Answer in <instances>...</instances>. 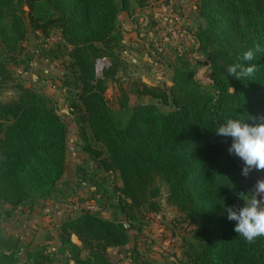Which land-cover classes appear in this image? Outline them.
<instances>
[{"label":"trees","instance_id":"16d2710c","mask_svg":"<svg viewBox=\"0 0 264 264\" xmlns=\"http://www.w3.org/2000/svg\"><path fill=\"white\" fill-rule=\"evenodd\" d=\"M22 1L28 27L44 35L43 44L58 35L55 48L46 51L62 48L67 55L73 89L69 116L77 128L80 152L103 178L119 179L120 209L125 212L127 207L131 219L140 210L157 212V184L165 185L167 203L199 223L187 264H264V237L247 242L222 213L223 204L242 205L231 193L239 180L237 157L228 152L229 138L215 134L228 118L253 123L264 117V0H198L206 28L194 39L205 55L210 85H200L188 70L174 66L168 92L144 83L135 92L172 111L163 114L153 104L131 108L122 101L119 110L130 111L123 126L115 122L104 94L106 81L117 69L118 15L128 11L129 0H0V22L10 20L9 32L2 27L0 36L9 50L27 31L18 12ZM151 1L159 0L135 4L142 9ZM257 45L262 51L251 62L257 66L253 76L242 81L228 76L227 67ZM102 58L110 67L95 81V63ZM10 77L0 63V86ZM15 89L18 97L0 104V202L13 208L32 205L54 191L66 168L67 142L66 125L50 95L20 84ZM105 187L97 184L95 200L106 194ZM73 236L82 242L85 258L77 256ZM60 238L62 245L71 247L76 264H112L106 250L127 242V228L82 209L61 223ZM16 252L17 240L0 236V264H12ZM27 259L51 264L39 252Z\"/></svg>","mask_w":264,"mask_h":264},{"label":"rangeland","instance_id":"374dc122","mask_svg":"<svg viewBox=\"0 0 264 264\" xmlns=\"http://www.w3.org/2000/svg\"><path fill=\"white\" fill-rule=\"evenodd\" d=\"M118 1L115 0L116 3ZM21 3L18 12L27 25L24 39L12 43L10 48L13 49L9 50L0 36V63L11 75V79L0 86V104H7L18 97L16 84L36 92H42L43 88L51 89L52 96L49 97L56 102L58 115L66 125L67 142L64 174L48 197L32 205L25 203L15 208L0 202V236L17 240L12 264H34L27 255L36 252L48 256L51 264H76L71 247L61 243L60 227L73 212L86 210L89 206H99L106 220L126 224L127 242L121 247L106 250V259L112 264H187L188 246L193 242L192 235L199 223L167 203V187L162 184H157V212L140 210L134 212V219H131L127 207L125 212L120 209L119 179L114 175L103 178V174L80 152L77 128L69 116L73 89L67 55L62 48L53 53L42 47L44 35L28 27L25 18L27 8L23 1ZM199 7L198 0H159L139 9L135 0H129L128 11L119 13L117 28L121 43L116 52L117 69L115 76L106 81L104 94L119 126L125 125L130 114V111H120L119 103L123 101L131 108L142 105L135 94L140 83L168 92L174 66L188 70L200 85L206 88L210 85L211 73L205 55L197 50L198 44L194 39L199 31L206 28ZM2 27L8 33L10 20H2ZM55 44L49 48H55ZM158 49L161 50L159 53ZM153 53L156 57L152 56ZM93 77L95 80V71ZM147 104L155 105L163 114L172 111L170 106L157 100H150ZM230 143L229 138L227 145ZM237 167L239 180L231 193L235 201L243 205L242 199L250 196L257 181L264 180V170H252L245 177L241 174L243 162L238 157ZM97 184L106 186V194L99 201L93 196L98 192ZM77 241L79 245L71 242L79 248L77 256L85 258L87 252L82 242Z\"/></svg>","mask_w":264,"mask_h":264},{"label":"clouds","instance_id":"9594fccd","mask_svg":"<svg viewBox=\"0 0 264 264\" xmlns=\"http://www.w3.org/2000/svg\"><path fill=\"white\" fill-rule=\"evenodd\" d=\"M261 51L259 45L254 50L245 51L239 62L227 67L228 76L241 81L252 77L257 66L251 62L256 58L255 54ZM229 91L233 92V89ZM248 121L239 117L228 118L215 130L217 136L231 139L228 152L243 162L241 174L245 177L252 170H264V117L255 118L253 123ZM250 193L247 199H242V206L221 205L227 220L234 222L233 231L249 243L257 237H264V180H258L255 190Z\"/></svg>","mask_w":264,"mask_h":264},{"label":"built area","instance_id":"2783aa9c","mask_svg":"<svg viewBox=\"0 0 264 264\" xmlns=\"http://www.w3.org/2000/svg\"><path fill=\"white\" fill-rule=\"evenodd\" d=\"M173 25V24H172ZM170 25V26H172ZM170 28V27H169ZM58 40V37H50V38H47L45 41H44V48H47L49 46H52L53 44H55ZM161 50L158 49L157 52L159 53ZM155 56L156 55L153 53L152 56ZM156 59V58H155ZM110 67V63L107 59L105 58H102V59H98L95 63V68H94V71H95V81H98L100 79H103V73ZM88 212H91V213H100L102 212V209L99 208V206H89L87 207L86 209Z\"/></svg>","mask_w":264,"mask_h":264},{"label":"crops","instance_id":"0c3cea01","mask_svg":"<svg viewBox=\"0 0 264 264\" xmlns=\"http://www.w3.org/2000/svg\"><path fill=\"white\" fill-rule=\"evenodd\" d=\"M136 6V4H135ZM137 7V6H136ZM166 10V9H165ZM163 23V22H162ZM163 27V24L160 25V27ZM42 92H44L45 94L47 95H50L52 96V92H51V89H46V88H43L42 89ZM139 100L142 101V105H146L147 103H149V101H153V99H151L150 97H147V96H139ZM151 103V102H150Z\"/></svg>","mask_w":264,"mask_h":264},{"label":"water","instance_id":"95a60500","mask_svg":"<svg viewBox=\"0 0 264 264\" xmlns=\"http://www.w3.org/2000/svg\"><path fill=\"white\" fill-rule=\"evenodd\" d=\"M71 242L75 245H79V242L77 241V238L75 236L71 238Z\"/></svg>","mask_w":264,"mask_h":264}]
</instances>
